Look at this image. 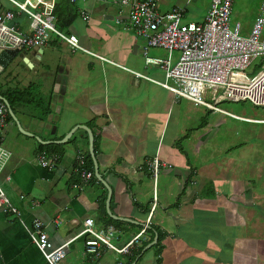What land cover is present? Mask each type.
Returning a JSON list of instances; mask_svg holds the SVG:
<instances>
[{
    "label": "crops",
    "instance_id": "1",
    "mask_svg": "<svg viewBox=\"0 0 264 264\" xmlns=\"http://www.w3.org/2000/svg\"><path fill=\"white\" fill-rule=\"evenodd\" d=\"M155 1L160 13L180 4V0ZM89 2L90 8L75 7L76 18L71 25L80 19L87 26L93 3H100L97 12L104 22L98 24L106 25L105 21L111 23L117 18L114 13H102L106 3L114 5L116 0ZM9 8L7 0H0V13ZM15 17L10 25L27 33L28 19ZM70 26L56 30L73 35L84 52L72 50L50 35L42 48L22 49L17 54L33 69L39 65L45 47L58 51L64 43L68 49L59 56L52 72L50 63L44 65L46 73L39 80H49L47 93L34 94V107L41 109L37 119L48 125L47 134L33 135L47 144L33 139L30 153L25 150L29 155L14 146L6 148L11 157L0 177V189L17 215L0 207V264H46L28 237L34 221L42 224L50 244L58 246L74 238L85 219L97 233L112 227L109 241L116 248L136 235L138 240L125 254L101 247L99 258L93 259L84 253V241L89 237L78 236L69 242L61 264H264V138L239 136L234 130L229 139H211L200 135L207 125L202 119L195 128L189 126L193 141L186 135L179 137L183 99L173 98L155 83H163V72L144 65L142 42L131 31L120 29L131 38L129 43L121 44L122 38L119 42L124 56L104 47L92 51L81 41L83 36L68 32ZM25 51H30L34 61L25 57ZM155 55L149 53V57L159 58ZM40 86L34 83L27 87L36 90ZM192 107L211 112L202 106ZM228 120L236 128L264 125L260 124L264 120ZM78 126L91 132L101 181L94 176L83 181L77 172L78 158L89 170L84 130L75 129L64 143H55ZM182 138L190 145L188 154L179 145ZM214 142L218 148L209 146ZM38 145L57 146L45 150L46 155L58 157L53 169L38 165ZM154 158L162 164L155 177L149 168ZM4 175L10 180L5 181Z\"/></svg>",
    "mask_w": 264,
    "mask_h": 264
},
{
    "label": "built area",
    "instance_id": "2",
    "mask_svg": "<svg viewBox=\"0 0 264 264\" xmlns=\"http://www.w3.org/2000/svg\"><path fill=\"white\" fill-rule=\"evenodd\" d=\"M75 3L79 0H67ZM100 1V0H92ZM191 0H180V4L170 11L160 13L155 0H117L121 6H127L125 20L116 18L114 23L122 29L131 31L135 39L142 42L140 53L144 65L157 67L163 71V83L157 85L171 92L173 98H181L195 106L237 119L226 111L208 104L203 95L213 86V93L219 91L216 102L247 101L255 107H264V0H260L251 26L245 36H240V25L229 27V16L233 0H209L207 10L198 23L183 21V14ZM10 9L0 13V53L5 51L38 50L45 46L53 35L58 41L65 42L72 50L83 51L73 35L65 36L56 30V17L53 14L55 0H7ZM15 11V14L12 12ZM14 15H24L28 19L27 33L19 32L10 25ZM82 20H87L81 15ZM161 49L165 59L149 57L148 50ZM177 57L170 66L171 53ZM261 57L263 66L255 73L244 74L250 61ZM138 76V75H137ZM152 82L151 79L143 77ZM154 82V81H153ZM7 111L0 101V177L10 160L11 153L2 146L3 128L6 124ZM38 165L46 170L53 169L57 155L40 152L36 156ZM77 170L83 181L93 179L92 172L84 169L81 158L77 159ZM159 166L157 159L149 163L152 176L155 177ZM5 181L10 180L4 175ZM5 207L11 214L17 212L9 207L8 201L0 189V207ZM58 223V221H56ZM80 232L74 237L88 236L84 241V253L93 259L100 256L103 247L116 254H125L132 243L137 242L136 235L121 248H116L109 241L113 228L108 227L103 233L92 230L91 221L85 219ZM30 243L36 248L46 264H61L70 241L58 246L50 244L40 222L34 221L28 233ZM114 264H123L115 262Z\"/></svg>",
    "mask_w": 264,
    "mask_h": 264
},
{
    "label": "rangeland",
    "instance_id": "3",
    "mask_svg": "<svg viewBox=\"0 0 264 264\" xmlns=\"http://www.w3.org/2000/svg\"><path fill=\"white\" fill-rule=\"evenodd\" d=\"M15 1L20 3L22 0ZM89 1L90 0H79L74 6L76 8H90L92 3H90ZM259 1L260 0H233L229 16V27L233 28L234 25L238 23L240 25V36H245L247 34L256 14ZM208 3L209 0H192L190 9L187 11L185 17H183V20L188 22H196L202 19L207 10ZM93 4L94 11L92 14H90V23L85 26L80 19H76L75 22L68 29V32L70 31L77 37L83 36L81 37V41L83 43L86 42L87 47L92 51H97L99 47H104L106 50H114V52H116L118 55L121 54V56H124L125 49L123 48L122 50V47H120L119 42L122 38L121 44L126 43V41L129 43L131 39L130 36L121 31L120 29H122V27L116 26L113 23L114 21H111L112 24L108 23L107 21H105L106 25L98 24L97 22H104L103 18L100 16L101 13L97 12V9H101L99 7L100 3ZM103 8V10L105 11H103L102 13H104L106 16H109L111 13H114V16L120 19L126 16V13L128 11V7L119 5L117 3V0L114 5H109L106 3ZM116 10L119 12V14H117ZM63 34H65V32H63ZM136 43L140 44V41H136ZM60 48L61 50L55 51L51 48L45 47L43 49L44 54L41 56L39 65L37 67H34L33 69L29 68L25 63H23V60H21L19 55H16L10 60V62L7 63L6 67L0 72V95L3 98L7 96L6 98H8L9 100H12L11 94L16 95L13 97L17 99V102L13 103L10 109L12 115L16 119L20 129L25 133L31 134L35 138H37L33 135L35 133L36 135L41 137L44 136V133L47 134L46 126L48 124L47 122L45 124L44 121H39L37 119L39 118L41 109L34 107L36 101L35 98H37V96H35L34 94L36 92H41V94L47 93L49 89V80L39 79L44 73H46V70L44 68L46 62L50 63V71L52 72V68L59 62V56H61V54L65 55L63 53L66 52L65 49H67L65 47V44L62 43ZM152 51L156 53V57H159L160 59L166 58L167 53L161 49L148 50V56L149 53ZM24 55L29 60L34 61L30 51H25ZM66 55L71 54L66 53ZM171 57L172 61L170 66L174 63L177 57V53L172 52ZM261 66H263V59L261 57L254 58L250 61L248 67L244 70V74L249 75L251 73H255ZM148 67H151V71H156L159 74L163 72L157 67ZM34 83H38L41 86L36 90L27 87L28 84ZM213 88L216 87L210 86L209 89H207L203 95V100L206 103L214 105L215 107H218L219 109L226 111L235 117L241 119L244 118L246 121L247 118L249 120H264V107H255L247 101L216 102V98L219 95V91L217 90L215 91V93H213ZM8 92L9 95H7ZM17 92L19 93L17 94ZM28 95H31L32 97L30 98ZM42 103H44V101ZM180 103L181 114L179 119V130H181V133L179 137L186 135L189 138H193V141L194 136L190 137V134L192 135V131L191 129L189 130V128H195V126L198 124V119H202L206 122L207 125L205 129L201 130L200 135H207L211 139H229L231 136L235 135L234 130L238 132L239 136H260L264 138V125H241L239 128H236V126L230 124V121L227 117H223V115L221 114L206 112L200 107H192L191 103H188L183 100L180 101ZM189 107V111L184 112V110ZM232 126L235 127V129H233ZM186 129H188V131ZM33 137H28L26 135L21 134L12 119L7 120V123L3 128V146L9 149H12V147L14 146L17 149L22 150L27 155L29 154L25 150H29V148L34 144ZM186 139L187 138H182L180 140L179 145L188 154L190 153V148L188 147L190 145H188V141H186ZM209 146H216V148H218L219 144L214 142Z\"/></svg>",
    "mask_w": 264,
    "mask_h": 264
},
{
    "label": "trees",
    "instance_id": "4",
    "mask_svg": "<svg viewBox=\"0 0 264 264\" xmlns=\"http://www.w3.org/2000/svg\"><path fill=\"white\" fill-rule=\"evenodd\" d=\"M12 12L15 14V12L13 10H12ZM53 14L56 17V27H57V29H66V28H68L71 25L73 20L76 18V8L74 6V3H70L67 0H55ZM17 17H19V16H17ZM15 18L16 17L14 15V19ZM7 95H9V92H8ZM11 95H12V100H9L8 98H6L7 96L4 97V99L7 101L10 109H11V105L13 103L17 102V99L15 97H13V96H16V95H13V94H11ZM7 120H11L8 115H7V118H6V122H7ZM49 147H57V146H55V145H38V148H39L40 152L44 151V153H46L45 150L47 148H49ZM85 159H86V166L92 172V166H91V161H90L89 155H87L85 157ZM84 166H85V164H84Z\"/></svg>",
    "mask_w": 264,
    "mask_h": 264
},
{
    "label": "water",
    "instance_id": "5",
    "mask_svg": "<svg viewBox=\"0 0 264 264\" xmlns=\"http://www.w3.org/2000/svg\"><path fill=\"white\" fill-rule=\"evenodd\" d=\"M19 52L18 51H5V52H1L0 53V72L6 67L7 63L10 62V60L15 56L17 55ZM23 63H25L28 67H31L30 63L27 62L26 59H23ZM0 101L5 105V108H6V111H7V115L10 117V119H12V121H14L18 131L23 134V135H26L28 137H33L31 134H28V133H25L23 132L20 127L18 126L17 124V121L16 119L14 118V116L12 115V112L9 108V105L7 103V101L0 96ZM75 129H82L84 130L86 133H87V140H88V154L90 156V159L92 161V167H93V176L94 178H96L98 181H101L98 173H97V168H96V162L94 160V156H93V152H92V135H91V132L86 129L85 127H82V126H78V127H74L73 129H71V131H69V133H67L60 141L58 142H55V143H64L68 138L69 136L71 135L72 131L75 130ZM35 141H37L38 143H41V144H47V142H41L39 141L38 138H35L33 137ZM150 245H148L149 247ZM147 247V248H148Z\"/></svg>",
    "mask_w": 264,
    "mask_h": 264
},
{
    "label": "clouds",
    "instance_id": "6",
    "mask_svg": "<svg viewBox=\"0 0 264 264\" xmlns=\"http://www.w3.org/2000/svg\"><path fill=\"white\" fill-rule=\"evenodd\" d=\"M210 111V110H209ZM212 112V111H211Z\"/></svg>",
    "mask_w": 264,
    "mask_h": 264
}]
</instances>
